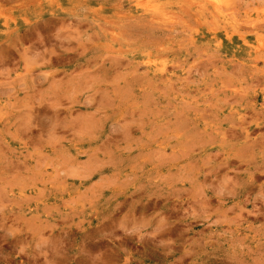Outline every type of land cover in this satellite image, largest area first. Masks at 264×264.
<instances>
[{
    "label": "rangeland",
    "instance_id": "374dc122",
    "mask_svg": "<svg viewBox=\"0 0 264 264\" xmlns=\"http://www.w3.org/2000/svg\"><path fill=\"white\" fill-rule=\"evenodd\" d=\"M0 264H264V0H0Z\"/></svg>",
    "mask_w": 264,
    "mask_h": 264
},
{
    "label": "bare ground",
    "instance_id": "6f19581e",
    "mask_svg": "<svg viewBox=\"0 0 264 264\" xmlns=\"http://www.w3.org/2000/svg\"><path fill=\"white\" fill-rule=\"evenodd\" d=\"M214 2V1H213ZM215 3V2H214ZM216 5V4H215ZM218 5V4H217ZM52 58V57H51ZM118 63V62H117ZM89 83V82H88ZM128 89V88H127ZM32 104V103H31ZM244 114V113H243ZM238 115V114H237ZM261 115V114H260ZM244 116V115H243ZM241 117V116H240ZM245 117V116H244ZM216 118V117H215ZM233 119V118H232ZM236 119V118H235ZM246 119V118H245ZM242 121H244V120H242ZM246 122V121H245ZM228 123V122H227ZM231 123V122H230ZM251 124V123H250ZM232 125V124H231ZM235 125V124H234ZM249 127V126H248ZM221 128V127H220ZM231 131V130H230ZM235 131H233V133H234ZM228 136V135H227ZM263 136V135H262ZM258 139V138H257ZM260 140V139H259ZM249 143V142H248ZM260 143V142H259ZM194 144V143H193ZM248 153V152H247ZM243 154V153H242ZM251 155V154H250ZM227 163V162H226ZM228 164V163H227ZM253 166V165H252ZM262 168V167H261ZM208 170V169H207ZM257 171V170H256ZM206 172V171H205ZM204 172V173H205ZM247 172V171H246ZM217 173V172H216ZM219 173V172H218ZM249 174H251V173H249ZM200 176V175H199ZM205 177V176H204ZM210 177V176H209ZM216 177H217V175H216ZM254 177V176H253ZM203 180H205V179H203ZM214 180V179H213ZM207 180H205V182H206ZM210 182H212V181H210ZM236 182V181H235ZM212 183H214V182H212ZM249 184V183H248ZM247 185V184H246ZM238 187V186H237ZM247 187V186H246ZM243 188V187H242ZM238 189L240 190V188L238 187ZM245 189V188H244ZM236 190V189H235ZM245 190H247V189H245ZM234 192H237V191H234ZM209 193V192H208ZM239 194V193H238ZM240 194H242V192L240 193ZM245 195V194H244ZM210 196V195H209ZM239 197V196H238ZM222 199V198H221ZM242 199V198H241Z\"/></svg>",
    "mask_w": 264,
    "mask_h": 264
}]
</instances>
